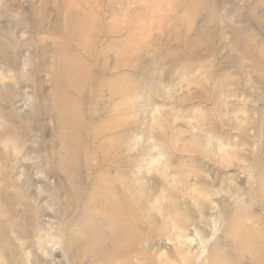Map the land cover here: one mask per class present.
Listing matches in <instances>:
<instances>
[{
	"label": "rangeland",
	"instance_id": "rangeland-1",
	"mask_svg": "<svg viewBox=\"0 0 264 264\" xmlns=\"http://www.w3.org/2000/svg\"><path fill=\"white\" fill-rule=\"evenodd\" d=\"M0 264H264V0H0Z\"/></svg>",
	"mask_w": 264,
	"mask_h": 264
}]
</instances>
